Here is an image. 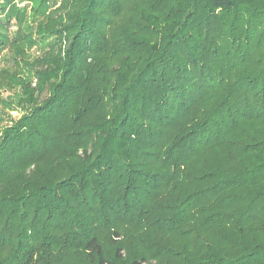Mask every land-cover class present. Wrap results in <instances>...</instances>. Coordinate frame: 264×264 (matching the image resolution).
I'll return each mask as SVG.
<instances>
[{"label": "trees", "instance_id": "obj_1", "mask_svg": "<svg viewBox=\"0 0 264 264\" xmlns=\"http://www.w3.org/2000/svg\"><path fill=\"white\" fill-rule=\"evenodd\" d=\"M0 94V264H264V0H0Z\"/></svg>", "mask_w": 264, "mask_h": 264}, {"label": "rangeland", "instance_id": "obj_2", "mask_svg": "<svg viewBox=\"0 0 264 264\" xmlns=\"http://www.w3.org/2000/svg\"><path fill=\"white\" fill-rule=\"evenodd\" d=\"M24 4H21V6H23ZM33 54L35 53L36 54V50H34L33 52H32ZM5 96L6 95H4V96H2L1 94H0V97L2 98H5ZM4 115L5 116H8V117H12V118H17L19 115H20V112L19 111H9V110H5V112H4Z\"/></svg>", "mask_w": 264, "mask_h": 264}]
</instances>
